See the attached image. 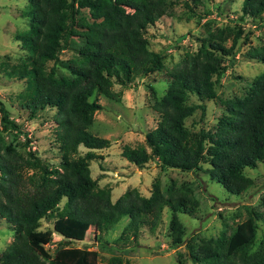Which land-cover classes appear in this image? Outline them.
Instances as JSON below:
<instances>
[{
  "label": "trees",
  "instance_id": "1",
  "mask_svg": "<svg viewBox=\"0 0 264 264\" xmlns=\"http://www.w3.org/2000/svg\"><path fill=\"white\" fill-rule=\"evenodd\" d=\"M173 1L26 0L22 15L27 28L15 36L27 57L6 74L24 79L16 97L29 116L44 105L56 109L61 156L58 167H48L31 151L22 155L15 142L5 141L6 132L25 133L0 102V220L12 233L0 252V264H96L94 250L59 245L50 255L44 245L51 242L53 232L72 240L85 226L92 228L95 240L122 216L128 218L127 236L135 242L141 227L149 231L156 227L164 207L191 212L193 199L187 186L160 189L153 183L147 196L132 188L112 201L109 189L99 188L89 171V161L98 157L94 150L110 145L107 138L89 131L93 113L101 108L90 98L97 92L117 101L120 91L113 89L114 84L126 87L162 68L163 55L149 48L143 31L169 14ZM199 4L201 0H185L189 11ZM125 7L130 11L124 12ZM80 8H88V19L80 15ZM263 12L264 0H243L242 14L252 22L263 24ZM242 32L211 29L196 52L186 51L168 71L160 98L147 87L159 119L145 133L144 145L123 146L120 154L125 160L138 168L152 161L181 171H194L206 162L210 179L235 195L251 184L243 169L254 168L264 159V70L252 80L246 95L224 100L226 113L218 117L213 131L191 132L184 126L195 108H203L189 103L191 96L199 102L215 97L214 87L233 62L238 38L246 39L251 31ZM71 37L80 43L65 61L68 75L55 76L46 63L57 60ZM228 38L230 43L225 45ZM246 56L264 66V43L249 47ZM78 147L85 149L82 155ZM48 216L54 218L52 227L40 229L39 221ZM258 221L264 224V196L259 208L247 210L229 233L221 231L196 248L187 244V256L197 264H264V234L255 245ZM170 230L173 247L182 242V228L174 216ZM105 264H122V259L113 255Z\"/></svg>",
  "mask_w": 264,
  "mask_h": 264
},
{
  "label": "rangeland",
  "instance_id": "2",
  "mask_svg": "<svg viewBox=\"0 0 264 264\" xmlns=\"http://www.w3.org/2000/svg\"><path fill=\"white\" fill-rule=\"evenodd\" d=\"M26 0H0V102L8 110L9 117L20 127L25 136L15 131L5 133V141L15 142L16 149L26 155L29 150L48 167H58L60 163L59 144L56 140V109L49 105L39 107L33 115L19 105L16 95L23 90L25 81L8 76L6 71L12 65L26 60L27 52L16 38V34L27 28V19L22 15ZM243 0H201L194 11H189L185 0H175L169 14L159 17L147 25L143 36L149 48L163 55L162 68L143 77L136 78L129 86L113 85L120 91L119 100L109 99L95 92L94 99L101 108L93 113L89 131L107 138V148L94 150L95 158L89 161V171L99 188H108L111 200L122 192L135 188L140 195L147 196L153 183L160 189L173 184L187 186L192 197L191 212H174L164 207L159 223L149 231L141 227L135 242L125 229L128 221L122 216L110 229L93 239L92 228L85 226L72 240L61 239L52 233V240L44 247L53 255L59 245L86 248L97 252L96 264H105L108 257L118 255L122 264H197L187 255V244L195 248L202 240L215 238L223 231L229 233L234 225L242 221L249 209H258L264 196V159L254 168L245 167L243 173L251 179L239 194L227 192L206 173L207 164L202 162L194 171H181L176 168H163L148 161L142 168L125 160L120 152L124 145L135 147L144 145V135L153 129L159 114L153 110L152 95L147 88L154 89V97L160 98L168 84V71L187 52H196L207 33L215 28L228 27L232 33L241 29L251 31L246 39L237 40L233 62L227 67L215 85V97L199 102L191 96L189 103L201 104L185 118L184 126L191 132L199 129L213 131L218 117L226 113L224 100L243 97L250 89L252 80L264 70V66L246 56L249 47L264 43V23H254L242 14ZM80 15L89 18L88 8H80ZM124 12L130 11L125 7ZM264 17V12L262 13ZM77 37L69 38L67 47L58 55L55 62L48 61L46 69L53 67L54 75H68L65 61L71 57L79 44ZM230 38L224 44L229 45ZM85 149L78 147V154ZM101 165V166H99ZM64 199L59 203L61 206ZM174 216L182 228L180 244L170 246V221ZM53 216L39 221L40 229L51 228ZM255 245L264 234V224L257 222ZM12 238V233L0 220V252ZM58 241H61L58 243Z\"/></svg>",
  "mask_w": 264,
  "mask_h": 264
},
{
  "label": "water",
  "instance_id": "3",
  "mask_svg": "<svg viewBox=\"0 0 264 264\" xmlns=\"http://www.w3.org/2000/svg\"><path fill=\"white\" fill-rule=\"evenodd\" d=\"M67 241H69V240H67Z\"/></svg>",
  "mask_w": 264,
  "mask_h": 264
}]
</instances>
